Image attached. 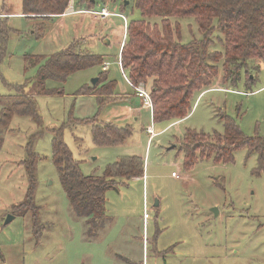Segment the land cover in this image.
Instances as JSON below:
<instances>
[{
	"label": "rangeland",
	"instance_id": "obj_1",
	"mask_svg": "<svg viewBox=\"0 0 264 264\" xmlns=\"http://www.w3.org/2000/svg\"><path fill=\"white\" fill-rule=\"evenodd\" d=\"M75 1L65 15L74 11ZM104 2L109 12L119 11L118 3ZM19 10L20 0H0V37L5 28L0 43V96L14 95L17 85L34 78L37 68L30 55L57 52L75 38L81 48L110 63L104 73L116 82V91L124 87L129 92L116 62L122 46L121 17L90 13L101 9L82 10L100 24L87 15L46 21L11 15ZM127 18H139V12L133 9ZM106 20L108 25L103 23ZM170 21L178 26L181 43L201 39L193 18ZM159 22V18L150 20ZM40 24L45 34L36 38L34 26ZM104 35L110 45L96 39ZM218 35L215 31L213 38ZM216 46L215 50H222ZM261 69L262 63L249 61L234 84L223 83L219 70L203 93L193 95L188 116L173 125L171 121L154 123L137 97L129 99L125 110H116L121 103L116 93L106 96L97 111L96 96L81 90L102 74L101 65L74 72L64 84L46 81V88L55 89L50 95L37 94L27 84L25 92L33 95L43 127V135L31 147L37 154L34 201L30 197L36 211L34 216V211L25 210L29 193L21 160L38 128L29 117L14 115L5 128L0 127V264H264V154L261 161L259 152L243 147L234 152L232 162L198 160L185 171L178 145L167 150L186 129L223 133L222 115L231 117L245 136L264 142ZM249 78L253 80L247 83ZM128 107L134 111L122 126L111 119L113 112L125 114ZM95 123L128 126L133 133L123 145L99 146L92 141ZM150 125L158 135L147 145L144 128ZM55 128L62 129L63 141L84 175L101 176L121 156L145 158L143 179L122 180L106 192L111 221L95 237L85 234L84 219L74 215L61 187L52 162L50 130ZM172 172L178 177L171 176ZM7 216L11 221L5 225Z\"/></svg>",
	"mask_w": 264,
	"mask_h": 264
},
{
	"label": "trees",
	"instance_id": "obj_2",
	"mask_svg": "<svg viewBox=\"0 0 264 264\" xmlns=\"http://www.w3.org/2000/svg\"><path fill=\"white\" fill-rule=\"evenodd\" d=\"M73 0H20V14L26 19L50 20L63 15ZM105 0H76L73 10L105 8ZM109 0L118 3L119 14L126 17L125 38L119 49L121 67L135 87L148 83L152 102V121H177L188 116L195 93H202L222 71L223 83L234 84L240 79L241 69L249 61L262 63L264 79V0ZM139 12V18H127V12ZM191 17L197 25L201 39L181 43L177 39V25L170 18ZM152 18L160 22L150 23ZM34 35L42 38L44 26L35 25ZM5 28H1L3 36ZM219 31L217 40L213 38ZM0 37V43L3 37ZM73 39L63 49L48 55H30L37 73L31 80L15 87V94L0 96V127L5 128L14 115L29 117L38 131L31 134L30 149L25 148L22 158L27 178V202L25 210L33 212L31 204L37 186L35 163L37 154L31 150L35 139L43 135V127L36 101L25 92L27 84L37 94L50 95L53 90L45 87L46 81L64 84L76 71L84 70L105 61L101 55L90 52L76 44ZM216 43L222 47L218 49ZM214 48V49H213ZM98 76L94 85L84 87L82 94L96 96L97 111L103 106L106 96L113 93L115 83L105 82L106 75ZM247 81L250 83L252 80ZM105 82V83H104ZM101 83V84H100ZM100 84V85H99ZM146 87V86H143ZM264 91V85L261 87ZM223 121V133L211 135L186 129L176 139L174 148L182 156L185 171L198 160H213L217 163L233 161L236 150L246 147L257 151L263 160L264 142L258 137L245 136L234 120L227 116ZM92 141L99 146L122 145L131 137V127H115L110 123L94 124ZM52 162L58 172L61 187L69 206L76 217L84 219L85 234L95 237L111 221L106 212L105 194L122 180L140 178L144 173V160L137 155L119 157L105 167L101 176L84 175L63 141L61 128L51 129ZM2 139L0 138V147ZM176 145V146H175ZM22 164V165H23ZM36 211V210H35ZM33 212V215L35 214ZM35 216V215H34ZM36 225V219H32Z\"/></svg>",
	"mask_w": 264,
	"mask_h": 264
},
{
	"label": "crops",
	"instance_id": "obj_3",
	"mask_svg": "<svg viewBox=\"0 0 264 264\" xmlns=\"http://www.w3.org/2000/svg\"><path fill=\"white\" fill-rule=\"evenodd\" d=\"M70 6V5H69ZM71 6H72V4H71ZM73 9V8H72ZM84 10V9H83ZM91 12V11H90ZM115 13V12H114ZM118 13V12H117ZM87 15V16H90V18H91V20H92V22L93 23H95V21H97V20H94L93 18H92V16H91V14L89 15V14H86L84 11H82V10H78V12L77 11H72V13H69V14H67V15H65V14H63V15H61L60 17H66V16H68V15ZM5 15H10L9 13L8 14H5ZM11 15H17V16H22L23 17V15H21L20 14V10L18 11V12H15V13H12ZM110 16H118V15H110ZM110 16H108V17H110ZM118 17H120V16H118ZM81 18V17H80ZM51 20V19H50ZM102 20H104V19H102ZM99 24L101 23V22H99V21H97ZM103 23L106 25H108L109 24V20H106V21H103ZM121 33V39H122V41H121V43H123V41H124V38L122 37L123 36V25H122V31L120 32ZM125 35V34H124ZM107 36L106 35H104V36H102V37H100V36H98V37H96V39H100L101 41H103L104 43H107L108 45H110L111 44V41L108 39V38H106ZM119 68V67H118ZM107 70H108V68H107ZM107 70H105V72L107 71ZM125 73V72H124ZM121 75V74H120ZM121 78H122V80H123V82L126 84V85H128V87L130 88V90H129V92H127L126 91V89L123 87V88H121L120 90H119V92H117L116 91V85L114 86V90H113V94L114 93H116L115 95L118 97V99L120 100V104H118V106H116V110H118V109H123V110H125L124 109V107H126V104L129 102V99L131 98V97H137L139 100H140V103H141V106L143 107V108H145V109H147L148 111H149V114L151 115V117H152V113H150V110L148 109V108H146V107H144L143 106V103H142V100H141V98H139L136 94H135V91H134V89L125 81V79L122 77V75H121ZM97 80H98V77H97ZM97 82V81H96ZM95 82V83H96ZM105 82H111V81H109L108 79H107V76H106V80H105ZM104 82V83H105ZM115 84H116V82H114ZM92 85V84H91ZM146 89H147V87H145ZM203 93V92H202ZM200 95V94H199ZM198 95V96H199ZM138 99H137V101H138ZM118 102V101H117ZM192 110V109H191ZM127 111H128V113H127ZM133 111H134V109L133 108H131V107H128L127 108V110L125 111V114H122V112H119V111H115V112H113L112 113V115H111V119H113V121L114 122H116L118 125H120V126H122V124H121V122L122 121H124V120H126V119H128L127 117H131L132 116V114H133ZM138 112V111H137ZM137 112H135L136 114H138ZM121 113V114H120ZM178 121H180V120H177V121H173V122H171L169 125H173V124H175L176 122H178ZM128 125V124H127ZM144 130H145V133H146V128H144ZM154 130V129H153ZM154 133H155V136H157L158 135V133L157 132H155L154 131ZM147 134V133H146ZM147 136L149 137V135L147 134ZM153 140V139H152ZM152 142V141H151ZM150 142V143H151ZM149 142H148V139H147V145H149L150 144ZM123 145V144H122ZM116 146H120V145H116ZM171 149H175L174 147H171V148H167V150H171ZM133 155V154H132ZM136 155H139L141 158H142V156L140 155V154H136ZM179 155H181V154H179ZM181 158H182V156H181ZM145 158H143V160H144ZM171 176H172V173H171ZM144 178V173H143V176L142 177H140V178H133V179H143Z\"/></svg>",
	"mask_w": 264,
	"mask_h": 264
},
{
	"label": "built area",
	"instance_id": "obj_4",
	"mask_svg": "<svg viewBox=\"0 0 264 264\" xmlns=\"http://www.w3.org/2000/svg\"><path fill=\"white\" fill-rule=\"evenodd\" d=\"M90 13H93V14H96L97 16H100V17H108L110 15H118L120 16L122 19H123V27H124V34H125V30H126V26H127V20H126V17L122 14H117V13H111L107 10V8H102L100 11L98 12H90ZM117 62V65L119 67V70H120V74L122 75V77L125 79V81L134 89L135 91V94L141 98L142 100V103H143V106L148 108L150 110V113H152V102H151V98H150V94H149V91L139 85L137 87L133 86L131 84V82L128 80L126 74L124 73L122 67H121V61H120V54L118 55V60L116 61ZM110 65L109 62L107 61H104L101 65V69L102 71H105L107 70L108 66ZM146 133L149 135L148 137V142L150 143L153 139V137L155 136V133H154V130H153V127L152 125L148 126L146 128ZM172 176L174 177H178V174L177 173H174L172 172ZM146 217V214H144Z\"/></svg>",
	"mask_w": 264,
	"mask_h": 264
},
{
	"label": "water",
	"instance_id": "obj_5",
	"mask_svg": "<svg viewBox=\"0 0 264 264\" xmlns=\"http://www.w3.org/2000/svg\"><path fill=\"white\" fill-rule=\"evenodd\" d=\"M125 4H127V1H125ZM96 81H97V77L94 78V79H92L91 84L94 85ZM171 147H173V146H171ZM10 221H11L10 217L7 216L6 219H5V221H4V224L6 225V224H8Z\"/></svg>",
	"mask_w": 264,
	"mask_h": 264
},
{
	"label": "bare ground",
	"instance_id": "obj_6",
	"mask_svg": "<svg viewBox=\"0 0 264 264\" xmlns=\"http://www.w3.org/2000/svg\"><path fill=\"white\" fill-rule=\"evenodd\" d=\"M106 8V7H105Z\"/></svg>",
	"mask_w": 264,
	"mask_h": 264
}]
</instances>
